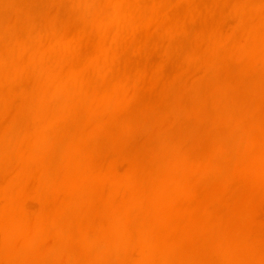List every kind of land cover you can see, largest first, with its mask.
Returning <instances> with one entry per match:
<instances>
[{
  "label": "bare ground",
  "instance_id": "1",
  "mask_svg": "<svg viewBox=\"0 0 264 264\" xmlns=\"http://www.w3.org/2000/svg\"><path fill=\"white\" fill-rule=\"evenodd\" d=\"M0 264H264V0H0Z\"/></svg>",
  "mask_w": 264,
  "mask_h": 264
}]
</instances>
